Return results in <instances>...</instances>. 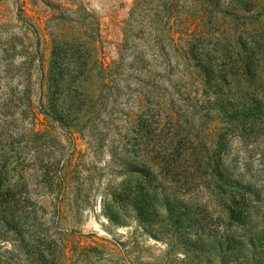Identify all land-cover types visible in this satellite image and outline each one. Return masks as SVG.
Returning <instances> with one entry per match:
<instances>
[{
	"label": "rangeland",
	"instance_id": "1",
	"mask_svg": "<svg viewBox=\"0 0 264 264\" xmlns=\"http://www.w3.org/2000/svg\"><path fill=\"white\" fill-rule=\"evenodd\" d=\"M21 1L45 40L0 0V264H264V0Z\"/></svg>",
	"mask_w": 264,
	"mask_h": 264
},
{
	"label": "trees",
	"instance_id": "2",
	"mask_svg": "<svg viewBox=\"0 0 264 264\" xmlns=\"http://www.w3.org/2000/svg\"><path fill=\"white\" fill-rule=\"evenodd\" d=\"M16 6L19 9L20 14L25 18L24 20L29 24V26L32 28L33 32L35 33L36 36V47L38 49L39 52L42 51V42L45 40V33L43 31H41L40 27H39V22L43 19V16L40 12L36 11V16L38 19V24L33 22V21H29V19L33 18V15H31V13L29 12L30 10H34L32 8H30L27 5V1H21V0H16ZM60 9V8H59ZM93 13V12H92ZM90 15V19L91 20V24L87 25L86 23H84V25L78 23L79 25H77L75 28L76 29V34H78L79 36L87 34L88 31H91L93 34L96 35H101V23L100 20L95 16V14L93 13V15L91 13H89ZM54 32V31H53ZM52 32V33H53ZM59 33H56V37L58 38ZM55 38V41H58V39ZM205 72L209 75V70L206 69ZM53 183H57L55 180H52ZM62 206V205H61ZM4 220H6V224H9V219L5 218Z\"/></svg>",
	"mask_w": 264,
	"mask_h": 264
}]
</instances>
